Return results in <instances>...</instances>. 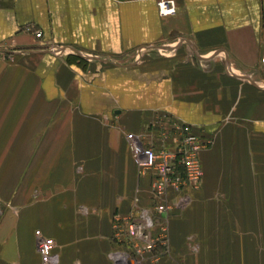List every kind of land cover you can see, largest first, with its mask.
<instances>
[{"label":"crops","instance_id":"0c3cea01","mask_svg":"<svg viewBox=\"0 0 264 264\" xmlns=\"http://www.w3.org/2000/svg\"><path fill=\"white\" fill-rule=\"evenodd\" d=\"M173 1L0 0V264H41L37 230L116 264V218L153 205L126 135L161 114L209 144L148 262L264 264V0Z\"/></svg>","mask_w":264,"mask_h":264},{"label":"built area","instance_id":"2783aa9c","mask_svg":"<svg viewBox=\"0 0 264 264\" xmlns=\"http://www.w3.org/2000/svg\"><path fill=\"white\" fill-rule=\"evenodd\" d=\"M159 8L162 15L176 13L173 0H162ZM37 36L41 38L42 33ZM126 139L140 173L152 176L153 205L125 218H116L115 239L122 250L112 254V259L116 264H141L170 253L168 220L174 201L190 198V191L200 188L204 172L201 153L209 142L200 128L168 114H161L149 131L128 133ZM35 236L41 264H60L55 240L41 230Z\"/></svg>","mask_w":264,"mask_h":264},{"label":"rangeland","instance_id":"374dc122","mask_svg":"<svg viewBox=\"0 0 264 264\" xmlns=\"http://www.w3.org/2000/svg\"><path fill=\"white\" fill-rule=\"evenodd\" d=\"M125 1V0H124ZM162 0H157V7L159 9V12H160V8H159V3L161 2ZM161 13V12H160ZM136 52L132 51V53H128L126 54L125 56H123L120 61L121 62H124L126 63L127 61H130V60H134L136 58ZM72 62H77V63H80L82 64L83 62H81V60L79 59L78 56H76V54L74 55V58L71 59ZM203 171H204V168H203ZM203 178H204V172H203ZM203 181V179H202ZM149 260H145L143 262H141V264H150V262H148Z\"/></svg>","mask_w":264,"mask_h":264},{"label":"bare ground","instance_id":"6f19581e","mask_svg":"<svg viewBox=\"0 0 264 264\" xmlns=\"http://www.w3.org/2000/svg\"><path fill=\"white\" fill-rule=\"evenodd\" d=\"M167 9L166 8H164V12L166 11Z\"/></svg>","mask_w":264,"mask_h":264}]
</instances>
